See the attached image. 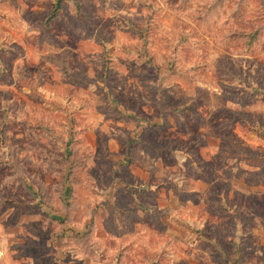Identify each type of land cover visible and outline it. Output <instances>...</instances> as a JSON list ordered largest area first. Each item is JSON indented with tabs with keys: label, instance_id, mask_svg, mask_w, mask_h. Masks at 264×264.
<instances>
[{
	"label": "rangeland",
	"instance_id": "1",
	"mask_svg": "<svg viewBox=\"0 0 264 264\" xmlns=\"http://www.w3.org/2000/svg\"><path fill=\"white\" fill-rule=\"evenodd\" d=\"M0 264H264V0H0Z\"/></svg>",
	"mask_w": 264,
	"mask_h": 264
}]
</instances>
